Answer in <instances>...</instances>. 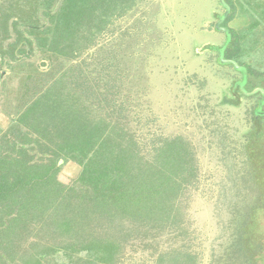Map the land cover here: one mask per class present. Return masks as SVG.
I'll use <instances>...</instances> for the list:
<instances>
[{"label": "trees", "instance_id": "obj_1", "mask_svg": "<svg viewBox=\"0 0 264 264\" xmlns=\"http://www.w3.org/2000/svg\"><path fill=\"white\" fill-rule=\"evenodd\" d=\"M137 1L60 0L55 12L46 11L52 25L43 29L31 25L30 31L38 36L42 51L73 57L90 37L105 31L120 9L124 13ZM54 2L57 0H41L47 7ZM36 4L30 1V9ZM8 5L3 14L10 22L1 19L0 25V67L10 64L7 57L17 61L22 58L19 55L33 51L30 39L23 38L15 27L17 21H11L16 4ZM31 16L28 13L25 18L31 20ZM37 17L33 16L34 21ZM5 24H10L5 29L9 35L2 33ZM11 31L17 41L3 46L13 36ZM230 34L221 48L213 44L207 48L221 49L219 64L242 73L233 87L239 103L243 89L261 86L264 90L258 83H264V75L246 63L240 51H232L239 44L232 31ZM20 41L30 45V52ZM221 57L234 59L241 68L225 64ZM66 80H60L57 88L43 90L31 102L13 107L8 130L4 132L0 125V264H123L128 249L152 248L151 243L162 233L179 230L183 222V195L198 178L192 142L177 135L152 143L146 152L134 139H127L112 118L124 106L106 96L108 89H95L78 76H71L70 84ZM262 89L258 93L264 99ZM0 94L7 96L4 89ZM228 100L226 97L225 102ZM253 120L259 136L264 129L261 103L253 110ZM69 161L77 176L66 183L62 173ZM261 181L264 185V174ZM252 206L247 211L231 209L230 237L225 243L231 250L225 260L236 250V254H247L245 261L250 262L246 264H264V186L260 203ZM251 220L257 225L249 232L245 222ZM250 233L256 237L253 243ZM186 254L160 251L158 259H165L166 264H196Z\"/></svg>", "mask_w": 264, "mask_h": 264}, {"label": "rangeland", "instance_id": "obj_2", "mask_svg": "<svg viewBox=\"0 0 264 264\" xmlns=\"http://www.w3.org/2000/svg\"><path fill=\"white\" fill-rule=\"evenodd\" d=\"M30 1L37 3L34 8L30 9ZM59 1L47 7L41 0H0L1 27L2 20L8 19L3 14L7 4L15 3L19 8L12 12L11 21H17L15 27L23 32V38L30 39L33 49L29 55H19L18 62L7 57L10 64L0 67V89L7 95L0 94L4 132L13 107L25 100L31 102L49 87L57 88L60 80L67 79L70 84L71 76H78L95 89H108L106 96L124 106L112 118L127 139H134L147 152L152 143L181 135L192 142L198 166L196 183L183 195L185 216L180 229L162 233L147 250L128 249L123 264H166L165 259H158L160 251L173 250L187 253L185 256L195 258L196 264L250 262L245 261L247 254H236V250L225 260L231 250L225 243L230 237L231 209L252 210L262 196L264 129L256 134L253 110L260 103L264 110V99L255 91L261 89L258 86L243 89L244 95L236 103L233 87L242 73L231 65L219 64L218 51L207 48L209 44L222 47L231 37L230 32L227 37L226 31L216 29L222 18L218 13L225 12L221 1L138 0L124 13L120 14V9L105 31L90 37L76 56L57 57L51 50L42 51L30 27H50L47 8L55 12ZM227 1L231 14L223 22L232 28L233 39L235 36L239 44L232 51H240L244 61L264 75V0ZM28 13L38 16L37 21L33 16L25 18ZM8 26H3L2 33L9 35L5 31ZM10 41H17V35L7 37L3 46ZM252 41H257L256 45ZM25 42L19 45L30 52ZM258 83L264 86L262 81ZM73 169L74 163L69 161L61 172L64 182L77 176ZM238 193L243 194L237 197ZM245 225L250 232L257 222L246 221ZM249 236L255 242L256 237Z\"/></svg>", "mask_w": 264, "mask_h": 264}, {"label": "water", "instance_id": "obj_3", "mask_svg": "<svg viewBox=\"0 0 264 264\" xmlns=\"http://www.w3.org/2000/svg\"><path fill=\"white\" fill-rule=\"evenodd\" d=\"M220 1L223 4V6L225 7V12H224V15L222 16V18L216 23V29L226 31L228 33L229 29L227 27L223 26L222 23H223L224 19L230 13L231 6H230V4L228 3L227 0H220ZM220 59L224 63H233V64H235L236 67L240 68V65L234 59H228V58H224V57H221ZM257 90H260V88H256L255 89V91H257ZM262 91H263V89H262ZM61 162H63V160H61Z\"/></svg>", "mask_w": 264, "mask_h": 264}, {"label": "flooded vegetation", "instance_id": "obj_4", "mask_svg": "<svg viewBox=\"0 0 264 264\" xmlns=\"http://www.w3.org/2000/svg\"><path fill=\"white\" fill-rule=\"evenodd\" d=\"M228 29H229V32H230V28H229V27H228ZM229 32H228V33H229ZM219 47L221 48V46H219ZM214 51H216V50H214ZM217 51H218L219 54H221V49H219V50H217Z\"/></svg>", "mask_w": 264, "mask_h": 264}, {"label": "crops", "instance_id": "obj_5", "mask_svg": "<svg viewBox=\"0 0 264 264\" xmlns=\"http://www.w3.org/2000/svg\"><path fill=\"white\" fill-rule=\"evenodd\" d=\"M224 9H225V8H224ZM218 14H220V15H219V18H221V17L224 15V13L222 14L221 11H220Z\"/></svg>", "mask_w": 264, "mask_h": 264}, {"label": "clouds", "instance_id": "obj_6", "mask_svg": "<svg viewBox=\"0 0 264 264\" xmlns=\"http://www.w3.org/2000/svg\"><path fill=\"white\" fill-rule=\"evenodd\" d=\"M224 8H225V7H224ZM230 12H231V11H230ZM229 14H230V13H229ZM223 23H224V22H223ZM223 23H222V24H223ZM223 26H224V25H223ZM225 27H226V26H225Z\"/></svg>", "mask_w": 264, "mask_h": 264}]
</instances>
